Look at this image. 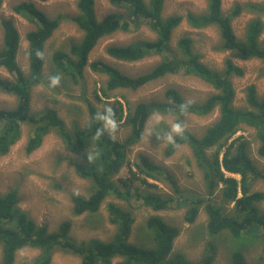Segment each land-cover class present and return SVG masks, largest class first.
<instances>
[{
  "label": "trees",
  "instance_id": "1",
  "mask_svg": "<svg viewBox=\"0 0 264 264\" xmlns=\"http://www.w3.org/2000/svg\"><path fill=\"white\" fill-rule=\"evenodd\" d=\"M46 2L48 0H39ZM96 0H77L79 15L72 21L81 30L83 36L79 43L71 45L68 51L58 50L53 55L55 73H62L80 83L84 69L89 62V54L99 40L119 30L127 31L131 24H145L156 35V40L141 41L126 46L108 47L106 53L113 59L124 62H136L153 54L162 55V61L150 72L139 76H130L118 68L97 60L90 63L92 72L107 77L105 85L95 93L98 100L109 98L111 91L118 89H138L151 81L174 75L183 69L185 74L193 75L211 85L217 93L209 96L203 103L187 102L175 89L165 92L169 102L150 101L138 103L127 110L117 102L104 109H98L88 103L89 120L82 127L74 123L68 128L58 112L46 107L31 113V93L33 87L44 81L42 68L44 44L53 35L62 18H48L34 3L21 2L13 6L15 14L35 24L34 31L27 34L29 72L26 74L18 63L20 35L12 19L2 20L3 46L0 49V68L14 73L12 80L0 78V90L11 92L17 98V104L11 109H0V156L6 155L22 136V127L29 124L33 131L26 147L32 153L42 146L44 138L55 131L72 154L81 155L72 161L76 173L90 180L93 188L88 196H72L73 214L81 216L94 214L101 208L104 200L111 194L129 200L135 197L154 212H159L177 204L186 207L185 221L192 224L203 208L208 215V230L212 236L227 231L237 242L232 250V264H249L243 248L258 239V232H264V210L258 203L264 200L263 192H252V183L264 180V172L257 169L249 155V143L243 137H234L243 125L254 128L260 142L258 153L264 157V99L259 98L255 85L246 88L247 109H238L233 103L236 92L231 76H243L244 70L232 59L226 61L223 72L216 71L202 62L201 56L194 50L193 40L189 36L181 37L177 42V51L167 52L173 32L184 22L194 29L216 26L219 29L220 50L237 54L243 60L260 59L264 61V40L260 37L264 23L260 17L249 22L245 40L238 39L232 28L233 16L242 12L236 6L233 15L222 10L221 0H206V11L201 14L187 13L186 16L171 15L164 17L165 0H109L114 6L124 8L126 13L113 12L99 19L95 10ZM3 0H0V8ZM245 9L264 15V5H247ZM101 94V96H99ZM85 95V94H83ZM89 101V100H88ZM118 105V106H117ZM219 109L218 120L198 137L182 130L171 138L167 155L175 148L187 145L203 172L206 195L182 193L172 174L157 164L140 156L143 167L148 169L146 177L163 180L170 184L172 195H160L154 192H141L128 189L123 194L114 181L113 174L120 170L127 156V149L139 142L144 135L145 125L153 114L177 117V128L183 126L186 115L206 116ZM105 117L131 127L129 136L121 141L115 138L105 127ZM165 129L167 127H164ZM94 146V150L89 149ZM215 147L217 150L209 156ZM133 179H138L131 170ZM147 183L146 179H142ZM123 186L128 183L120 178ZM119 186V187H118ZM122 189V188H121ZM221 196L215 201V192ZM19 195L16 189L0 196V248L1 264H14L16 254L24 247L42 251L37 264H49L57 249L71 252L81 258V264H113L116 258H123L120 264H214V253L199 261L185 259L180 253H174V241L180 229L169 225L159 215H152L146 227L155 241L154 247L135 245L128 241L134 218L131 212L115 204L108 205L111 223L117 225L116 233L110 241L91 239L77 242L70 235L72 223L66 220L57 231L48 232L47 227L38 225L29 214L19 207ZM232 205L231 207H229ZM251 238L249 241L248 239ZM215 252L214 247L210 249Z\"/></svg>",
  "mask_w": 264,
  "mask_h": 264
},
{
  "label": "rangeland",
  "instance_id": "2",
  "mask_svg": "<svg viewBox=\"0 0 264 264\" xmlns=\"http://www.w3.org/2000/svg\"><path fill=\"white\" fill-rule=\"evenodd\" d=\"M221 1L222 10L226 15H233L237 5L243 8L242 12L233 16L231 21L238 39L245 40L248 24L253 19L260 17L264 23V15L259 16L257 13L245 9V6L251 4L264 5V0ZM21 2L34 3L48 18H62L53 35L44 44L45 63L42 68L44 81L32 89L31 113L39 112L46 107L53 108L68 128H72L74 123L83 127L89 120L88 103L95 108L104 109L119 102L123 105L125 114L128 108L133 109L141 102H169L165 92L170 88L177 90L187 102L193 103H203L209 96L217 93L211 85L198 77L185 74L181 69L177 74L156 79L135 90L118 89L111 91L109 98L98 100L95 93H99V89L105 85L107 77L91 71L90 63L92 61H103L130 76H139L150 72L162 61V55L153 54L140 61L124 62L113 59L106 53L107 48L111 46H126L141 41H155L156 35L143 23L131 24L129 30H119L99 40L89 54V62L84 69V77L80 83L73 82L70 77L62 73H55L54 53L58 50L68 51L71 45L79 43L83 36L81 30L71 19L79 15L77 0H48L46 2L3 0L0 8V49L4 42L2 20L12 19L20 35L18 63L26 74L29 72L26 36L36 27L34 23L15 14L12 10L13 6ZM95 10L99 19L113 12L126 13L124 8L112 5L109 0H96ZM205 11L206 0H165L163 15L164 17L171 15L186 16L189 12L201 14ZM184 36L192 38L194 50L200 54L202 62L208 67L223 72L226 69V61L232 59L237 66L244 70L243 76H231L236 92L233 105L236 108H248L245 90L250 85H255L259 98L264 99L263 60H243L235 53L220 50L221 39L219 29L216 26L194 29L186 21L173 32L170 40L171 45L168 49L171 51L167 52L168 55L172 51H177V42ZM260 40H264V28ZM13 77L14 73L6 68H0L1 79L10 81ZM53 77L57 78L55 85L51 84ZM16 104L15 95L0 90V109H11ZM219 115V109H215L206 116L186 115L183 118V126L177 128L175 124L177 117L153 114L145 125L143 138L127 149V156L120 170L113 174L114 181L120 186H118L119 190L123 191V194H125L126 189H131L132 192L140 190L144 193L154 192L163 196L175 195L170 184L163 180V177L160 181L146 177V172L149 170L145 169L143 162L139 160V157L143 155L161 169L169 171L183 194L188 195L194 192L205 196L206 187L203 172L190 147L187 145L178 146L171 155H167L166 151L171 138L177 133L185 130L201 137L206 129L218 120ZM1 123L0 121V126ZM130 128L113 121L111 127H106L115 138L121 141L129 136ZM32 131L31 125L24 124L21 139L12 146L6 155L0 156V196L16 189L20 199L19 207L27 212L38 225L47 227L48 232L57 231L62 222L69 220L72 223L70 235L77 242L91 239L110 241L116 233L117 225L110 221L108 205L115 204L130 211L135 220L128 239L130 243L148 248L154 247L155 241L146 227V222L150 216L159 215L169 225L180 229V234L174 241V253H180L188 260L199 261L210 252L215 254L214 264H232V250L237 244L235 238L227 231H222L218 236H212L208 230L209 218L203 208L196 221L189 224L185 221L186 207H179L174 203L168 209L154 212L135 197L125 200L111 194L104 200L96 213L75 216L73 214L72 196L86 197L93 188L92 181L81 178L73 166L72 161L79 160L81 155L72 154L55 131L44 138L39 149L27 153L26 147ZM234 137H243L247 140L249 155L253 163L258 170L264 172V157L258 153L260 142L256 137L255 129L243 125ZM89 150H94V146ZM216 150L217 147L209 152V156ZM131 170L135 172L138 177L137 180L133 179ZM120 178L127 181L128 185L123 186L119 181ZM142 179H146L147 183H144ZM251 191L264 193V180L254 181ZM215 196V201H218L221 196L220 190L215 192ZM258 206L263 211L264 200L258 203ZM257 235L258 239H253L251 244L243 248L249 264H264V232L260 231ZM248 240L250 241L251 238ZM212 246L215 252L210 250ZM1 254L0 248V261ZM41 257V250L24 247L17 252L14 264H37ZM121 261L123 258H116L113 264H120ZM49 264H81V258L71 252L57 249Z\"/></svg>",
  "mask_w": 264,
  "mask_h": 264
},
{
  "label": "clouds",
  "instance_id": "3",
  "mask_svg": "<svg viewBox=\"0 0 264 264\" xmlns=\"http://www.w3.org/2000/svg\"><path fill=\"white\" fill-rule=\"evenodd\" d=\"M56 83H57V78H55V77L51 78V84H52V85H55ZM104 119H105V121H106V127H111V126H112V121H111V119L108 118V117H105Z\"/></svg>",
  "mask_w": 264,
  "mask_h": 264
}]
</instances>
